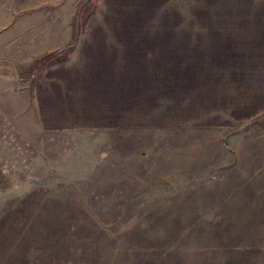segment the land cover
I'll use <instances>...</instances> for the list:
<instances>
[{
  "label": "rangeland",
  "instance_id": "rangeland-1",
  "mask_svg": "<svg viewBox=\"0 0 264 264\" xmlns=\"http://www.w3.org/2000/svg\"><path fill=\"white\" fill-rule=\"evenodd\" d=\"M84 1L0 0V264H264V0Z\"/></svg>",
  "mask_w": 264,
  "mask_h": 264
},
{
  "label": "trees",
  "instance_id": "trees-1",
  "mask_svg": "<svg viewBox=\"0 0 264 264\" xmlns=\"http://www.w3.org/2000/svg\"><path fill=\"white\" fill-rule=\"evenodd\" d=\"M86 5V4H85ZM84 13L83 12H80V14H79V17H78V20H77V30L79 29V34H77V30H76V33H75V41H77L76 39H78V37L80 36V26H81V22H82V20L84 19ZM216 33V32H215ZM217 34V33H216ZM216 38L217 37H219V34H217L216 36H215ZM146 41L144 40V39H142V43L144 44ZM76 46H77V44L76 45H74V46H71V47H69L68 49H66V50H64V51H62V52H58V51H56V52H54V53H51V54H49L47 57H45V59L47 58H56V57H59V56H61L65 51H67V50H70L71 52L72 51H74L75 50V48H76ZM223 46H225L224 44H223ZM195 51L194 50H191L190 52H184V56H183V59H184V61H185V54L186 53H194ZM207 53H210V52H207ZM191 56V55H190ZM145 65H146V67H145V71L143 72L145 75H146V72H147V70H150V71H152L153 70V68L151 67V65H149V62H146L145 63ZM156 80H155V83H156V85H157V87H156V89H158L159 88V84H160V82H159V80L160 79H158V77H156L155 78ZM166 79H164V81H165ZM151 83H152V80L150 81ZM147 85V84H146ZM142 93H141V95H144V94H146V92H147V88L146 87H143L142 88Z\"/></svg>",
  "mask_w": 264,
  "mask_h": 264
},
{
  "label": "water",
  "instance_id": "water-1",
  "mask_svg": "<svg viewBox=\"0 0 264 264\" xmlns=\"http://www.w3.org/2000/svg\"><path fill=\"white\" fill-rule=\"evenodd\" d=\"M89 1H91V0H85L84 3H83L82 5L84 6V5L87 4ZM77 34H79V29L77 30ZM76 42H77V41H75V42L73 43V45L66 46V47H62V48L58 49V52H62V51H64V50L68 49L69 47L76 45Z\"/></svg>",
  "mask_w": 264,
  "mask_h": 264
},
{
  "label": "crops",
  "instance_id": "crops-1",
  "mask_svg": "<svg viewBox=\"0 0 264 264\" xmlns=\"http://www.w3.org/2000/svg\"><path fill=\"white\" fill-rule=\"evenodd\" d=\"M49 74V73H48ZM51 75H56V73H51ZM13 76V75H12ZM8 88V85H7ZM12 94H14V92L12 91ZM19 97V95H17ZM39 97H41V94L39 95Z\"/></svg>",
  "mask_w": 264,
  "mask_h": 264
}]
</instances>
